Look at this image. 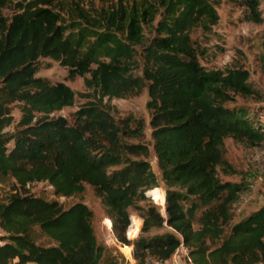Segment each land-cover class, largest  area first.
<instances>
[{"label": "trees", "instance_id": "trees-1", "mask_svg": "<svg viewBox=\"0 0 264 264\" xmlns=\"http://www.w3.org/2000/svg\"><path fill=\"white\" fill-rule=\"evenodd\" d=\"M248 1L252 20L260 22L259 2ZM214 2L0 0V180H14L8 200H0V264H101L105 248L92 225L93 211L84 202L66 209L33 194L30 187L39 182L65 197L91 185L118 241L134 245L138 264H147L150 256L169 259L182 240L198 264H264V205L222 239L245 189L219 175L220 169L235 172L225 159V139L264 141L258 110L228 104L263 97L245 68L207 70L200 63L191 34L218 23ZM138 46L142 73H136ZM41 58L58 61L71 78H84L82 96L88 100L73 124L53 114L73 106L77 92L37 76ZM260 61L264 73V55ZM144 88L167 219L154 202L139 204L160 186L149 145L130 141L144 137V119H117L104 102ZM15 104L21 117L10 131ZM201 207L206 209L195 229ZM131 209L143 219L142 233L165 224L173 230L131 242L126 235ZM35 227L56 244L37 243ZM220 240L214 248L208 243Z\"/></svg>", "mask_w": 264, "mask_h": 264}, {"label": "rangeland", "instance_id": "rangeland-1", "mask_svg": "<svg viewBox=\"0 0 264 264\" xmlns=\"http://www.w3.org/2000/svg\"><path fill=\"white\" fill-rule=\"evenodd\" d=\"M100 2L101 0H96ZM259 2L258 12L261 16V21L252 20V9L248 0H215L214 5L219 14V21L215 25H211L210 30H205L203 27H196L192 31V40L197 51V56L200 63L207 70L226 69V68H245L250 72V82L261 91L262 100L254 98L238 97L236 103H229V106L244 104L253 109H257L259 119L261 120L264 129V73L261 69V57L264 55V0ZM6 15L11 14L10 9H5ZM147 37H152L154 33L150 28L146 30ZM137 59L140 62V68L136 73H142L143 57L142 47L138 46ZM41 68L36 74L37 76L46 77L52 83L65 82L71 86L76 92V99L73 106L65 107L64 109L55 112L54 116H63L70 123L75 122V112L79 110L88 99L82 96L87 92L84 85V78L69 76V69L62 66L58 61L51 58L40 59ZM148 89L144 90L135 96L126 98H105L104 102L110 107L117 119H123L128 116L143 118L145 121L144 137L141 139H130L131 142H145L149 145L150 155L148 159L151 161L153 170L159 178L160 186L158 189L148 193V200L139 202L142 206H147L154 202L157 204L161 213L168 218L167 206L164 204L166 197V185L162 179V173L158 166L157 156L154 149V140L152 137V127L150 125L151 112L148 108L149 101ZM15 118L14 123L7 129L13 131L16 128V123L21 117L19 105L15 104L13 109ZM225 159L233 166L234 173L228 174L223 170H219V175L223 181H232L245 184V189L241 192L240 198L232 206L234 219L231 225L226 227L224 239L230 232L231 227L253 213L255 210L264 205V141L256 145L236 141L232 137L225 139ZM14 180L12 178H4L0 180V200L7 201L10 194L13 192ZM30 191L44 197L47 200L59 201L64 208H69L77 202H84L93 211L92 225L98 240V243L105 248L104 256L101 264H138V260L134 257V245H126L118 241L114 230L112 229V221L107 218L106 208L95 193L94 188L85 184V191L73 197L59 196L55 193L53 186L48 182L35 183L30 187ZM157 194H154L157 192ZM166 201V200H165ZM206 207H201L197 211L194 219V228L198 229L199 218L202 211ZM131 224L132 218L141 220L140 231L135 237H130L128 231L126 233L128 239L133 242L140 235L153 236L155 234L164 233L167 230H173L167 224L161 228H153L148 233H142L141 228L143 219L138 210L131 209ZM109 220V221H108ZM111 225H110V223ZM130 224V225H131ZM4 232L0 229V237ZM33 236L37 243L42 245L56 244L47 235L41 232L39 227H35ZM222 242L209 241L211 248L219 245ZM127 247L131 250V255L128 254ZM155 258L150 256L147 264H154Z\"/></svg>", "mask_w": 264, "mask_h": 264}, {"label": "built area", "instance_id": "built-area-1", "mask_svg": "<svg viewBox=\"0 0 264 264\" xmlns=\"http://www.w3.org/2000/svg\"><path fill=\"white\" fill-rule=\"evenodd\" d=\"M154 264H198L195 262L190 248L182 240L180 246L167 260H155Z\"/></svg>", "mask_w": 264, "mask_h": 264}, {"label": "bare ground", "instance_id": "bare-ground-1", "mask_svg": "<svg viewBox=\"0 0 264 264\" xmlns=\"http://www.w3.org/2000/svg\"><path fill=\"white\" fill-rule=\"evenodd\" d=\"M164 204H166L165 199H164ZM110 225H111V223H110ZM140 226H141V220L133 217L132 218V224H131L130 228L128 229V235L130 237H135L140 231ZM126 250H128V254L127 255H131V250L128 247H127Z\"/></svg>", "mask_w": 264, "mask_h": 264}]
</instances>
